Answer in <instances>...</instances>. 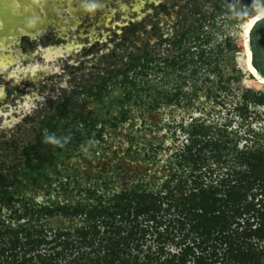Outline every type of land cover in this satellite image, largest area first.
Segmentation results:
<instances>
[{"label":"trees","instance_id":"obj_1","mask_svg":"<svg viewBox=\"0 0 264 264\" xmlns=\"http://www.w3.org/2000/svg\"><path fill=\"white\" fill-rule=\"evenodd\" d=\"M179 40L175 44L181 49L183 38ZM191 48L186 47L184 54ZM197 53L200 60L195 61L191 53L182 71L205 62L206 49ZM224 57V49L218 48L215 67L208 70L219 73L220 88L227 91L239 76L225 77L218 61ZM137 59L133 57V67L140 64ZM115 71L110 69V75ZM119 72L123 80L128 79V69ZM254 79L260 81L256 75ZM121 82L122 86L127 83ZM144 86L153 89L148 102L151 112L162 104L155 93H166L168 105L182 102V84L171 92L161 82L146 81ZM99 89L95 101L108 112L117 105L116 115L95 110L86 114L87 104L79 99L78 123L71 118L75 106L67 97L40 122L35 143L23 149L24 159L9 166L0 164V264H264V127L251 126L242 134L230 123L217 128L205 119L195 120L182 126L188 143L170 157L163 171L153 167L160 164L157 155L148 154L152 168L129 188L110 191L107 183L100 191L97 183L67 181L63 185L75 197L73 204L40 205L22 191L50 181L46 167L60 172L57 157L63 151L104 142L107 129H116L129 118L132 89L125 88L109 103L110 91ZM242 99L237 109L243 114L249 113L250 105H264V95L251 89L244 91ZM48 137L59 143H51ZM4 209L12 211L14 221L2 218ZM59 218L73 219V223L54 231L53 220Z\"/></svg>","mask_w":264,"mask_h":264},{"label":"rangeland","instance_id":"obj_2","mask_svg":"<svg viewBox=\"0 0 264 264\" xmlns=\"http://www.w3.org/2000/svg\"><path fill=\"white\" fill-rule=\"evenodd\" d=\"M149 1L161 2L160 5L170 8L177 4L176 9L173 8L176 13L169 15L161 11L155 21L154 8H151L153 6L146 5L145 10L137 14L132 12L129 16L125 15L127 18L131 17L138 27L136 31L130 33V40L123 37L127 33L125 30L115 26L116 23L124 25L122 14L114 18L116 20L112 24L114 29L106 30L103 36L100 35L102 30L99 28L91 29L88 38L82 34L79 44L85 45V48H79V53L76 54L79 56V70L76 71L65 65L68 59L70 61L69 54L64 55L59 49L55 51L48 49V53H44V47L55 44L51 33L48 37L42 35L32 43L19 40L14 48L21 56H17L16 62L11 65L9 70L11 74H8V67L3 74L0 72V91L5 84L18 85L12 91L14 96L10 97L11 91L8 90L2 102L4 105L9 103V107L0 106V136L7 138L8 141H18L20 145L27 142L33 132L32 129L39 127V119H43L47 112H54V108L50 111V106L45 105L63 93L68 94L73 87L79 91L81 104H87L86 114L95 110L97 113L113 116L120 111V108L114 104L110 112L106 109L101 110L102 108L95 101L99 88L107 87L110 91L109 98H106L108 103L113 97L121 95L125 88L132 89L133 95L127 104L129 118L118 128L107 129L104 134L105 142L109 144V156H113V153L118 154L117 149L120 147L124 149L130 134L140 135L139 138H144H138L142 143L154 142L156 145L159 142L165 143L164 146L158 147L159 153L167 163L172 155L188 143V135L182 126H188L195 120L205 119L217 128L230 123L233 130L238 129L242 134L247 133L251 126L254 129L264 127V105H250L249 113L246 114L237 109L243 102L245 90L251 89L258 95H264V80L255 74L248 62L247 45L252 26L257 19L264 16V0ZM160 5L157 7H161ZM156 25L162 37L155 36ZM196 34H200L201 38L197 39ZM180 38H183L181 49L175 44ZM161 39L162 43H160ZM147 43L150 45L144 49L143 46ZM64 44L68 43L64 42ZM136 44L141 48L136 49ZM195 44L200 46L196 47ZM188 46L192 48L184 54ZM218 48L224 49L226 53V57L218 59L225 76H239L238 81L230 82L227 91H222L220 88L219 73L210 72L217 62L215 57ZM200 49H206L205 62L190 64L186 72L182 71L181 67L187 64L191 53H194L195 61L200 60L197 53ZM145 52L150 55L143 59ZM211 53L215 55L212 57ZM60 55L62 58H59ZM132 56L140 57L137 59V63L140 64L133 67ZM109 59L116 64V71L111 75L103 70V66L109 65ZM166 59L169 63H166ZM208 60H212L213 63L210 65ZM200 66L201 69L195 74L196 68ZM30 68L35 71L32 72L33 74H38L35 83L32 82L34 78L30 81L28 76H25ZM47 69H49L48 74ZM120 69H128L127 80H123L124 75L123 72H119ZM12 74H15L13 79ZM254 75L260 81L255 80ZM104 78H107L106 84ZM121 81H126V85L122 86ZM146 81L161 82L162 87L169 92L174 91L178 84H182L184 95L180 97L182 102L168 105L165 101L169 100L166 93H155L157 101L162 104L156 111L151 112L148 102L152 99L150 93L153 89H149V85L144 86ZM216 95H219L218 98ZM44 108L45 110H42ZM80 110L81 108L77 107L75 112L79 113ZM155 121H160V124L154 125ZM142 129L144 130L141 131ZM97 143L94 145L96 148ZM87 149L84 148V151ZM6 150L2 149L5 154L0 157V163L9 166L14 163V159L10 154L11 151L6 152ZM129 171L130 169L127 172ZM42 196L45 197L44 194ZM11 212L4 209L2 218L14 221Z\"/></svg>","mask_w":264,"mask_h":264},{"label":"flooded vegetation","instance_id":"obj_3","mask_svg":"<svg viewBox=\"0 0 264 264\" xmlns=\"http://www.w3.org/2000/svg\"><path fill=\"white\" fill-rule=\"evenodd\" d=\"M160 4L161 2L157 3L156 1L155 3V1L150 2L149 0H0V8L3 9L2 15L4 16V21L9 25L15 24L17 26V31H19L11 40L7 41V39L4 38V40L0 42V72L3 74L8 67V74H11L9 71L11 70V65L16 62L17 56H21L14 48L18 45L19 40H21V42L32 43L33 40L39 39L42 35H47V37L50 36V33L53 35L52 40L55 44L53 46L44 47V53L47 54L48 49H52L53 51L59 49L60 53L64 55L69 54V56H71L70 61L68 59L65 65L72 68V71L79 70V56L76 54L79 53V48H85V45L79 44L82 34L88 38L87 35L91 32V29L99 28L102 30L100 35L103 36L106 30L114 29L112 26L113 22L116 21L114 18L117 16L120 17L119 15L122 14L124 25L116 23L115 26L125 30L127 33L124 34L123 37L130 40V33L136 31L138 27L131 17L127 18L125 15L129 16L132 12L137 14L139 11L145 10L146 5L153 6L151 8H154L155 18H153V20L155 21L162 12H166V14L169 15L176 13L175 7L177 4L172 5L171 8ZM159 5L161 7H157ZM156 30L160 32L157 25L154 28V33ZM159 35L162 37L161 34ZM64 42L68 44L63 45ZM162 42L163 40L161 39L160 43ZM60 45H63V47L59 48ZM149 45L150 43H147L143 48L146 49ZM135 46L136 49L141 48L137 44ZM15 53H18V55ZM59 58H62V55H60ZM131 58L133 59V56ZM108 62V66H103V70L106 73H109L110 69L116 68L114 61L109 59ZM26 72L25 76H28L30 81L32 78L35 79L38 75L36 73H34V75L32 72L35 71H32L31 68ZM46 72L48 74L49 69H47ZM14 73L16 74V72ZM15 74H12V79ZM34 79H32V82L35 83L36 79ZM16 86L18 85L10 83L2 87L0 91V104H3L2 102H4L8 90L11 91L10 97L14 96L12 91ZM67 97H71V104L75 106L73 113H71V118H76L79 123V113L75 112V109L79 107V91L77 88L75 89V87H73L68 94L63 93L60 97L53 100L51 99L45 106H50V111L54 108V112H47L44 118L55 113V108L58 103L65 100ZM0 106L9 107V103ZM42 110H45V108ZM43 119H39V127L32 129L33 132L29 136V140L24 144L20 145L18 141H8L6 140L7 138H2V136H0V157L5 154L2 152V149H7L11 151L10 154L13 155L14 163L24 159L25 156H22L23 149L26 145L35 143L39 129L41 128L40 122ZM47 130L48 129H45L44 132L47 133ZM143 130L144 129L141 131ZM139 136L140 135L132 136L130 134L127 137V145L124 149L122 150L120 147L117 149L119 153H113V156L108 155L109 144L105 142V139L104 142H95H98L97 148L96 146L94 147L95 143H93L90 147L89 145L88 147L81 146L80 149L70 148L68 151H63V153L57 157V165L60 167V172H54L53 168L46 167V172L49 174L51 180L47 182L44 181L39 185H29L22 191L26 192L34 203L54 207V204L65 206L66 204L74 203L76 200L75 197L73 196L71 198V195L68 194L63 185L67 181H73V179L74 181H81L82 183L85 181L89 184L97 183V187L100 188V191L105 190V184L107 183L110 185V191H116L118 188L121 189L122 187L129 188V185L142 179L149 167L152 168V164H149L147 160L148 154H156L157 159L160 160V164L157 163L156 166H153L157 172L163 171L167 161L162 154L159 153L158 146L162 145V142H159L157 145L154 144V142L142 143L139 139L143 137L139 138ZM84 148L88 149L84 151ZM34 156L33 153V157ZM97 162L100 164L98 165ZM129 169L130 171L128 173L127 171ZM123 179H125V181ZM72 185L74 186L75 182H72ZM43 194L45 197L42 196ZM19 205L20 204H18V206ZM71 223H73V219H54L52 228H54V231H56L59 226L65 229L69 227Z\"/></svg>","mask_w":264,"mask_h":264},{"label":"water","instance_id":"obj_4","mask_svg":"<svg viewBox=\"0 0 264 264\" xmlns=\"http://www.w3.org/2000/svg\"><path fill=\"white\" fill-rule=\"evenodd\" d=\"M3 9L0 8V42L11 40L19 32L17 26L4 21ZM14 30V31H13ZM16 30V31H15ZM243 30V29H242ZM249 64L255 74L264 79V16L257 19L249 33L248 41Z\"/></svg>","mask_w":264,"mask_h":264},{"label":"clouds","instance_id":"obj_5","mask_svg":"<svg viewBox=\"0 0 264 264\" xmlns=\"http://www.w3.org/2000/svg\"><path fill=\"white\" fill-rule=\"evenodd\" d=\"M48 140H49L51 143H53V144H58V143H59V141L56 140L54 137H48Z\"/></svg>","mask_w":264,"mask_h":264},{"label":"crops","instance_id":"obj_6","mask_svg":"<svg viewBox=\"0 0 264 264\" xmlns=\"http://www.w3.org/2000/svg\"><path fill=\"white\" fill-rule=\"evenodd\" d=\"M157 30H158V29H157ZM157 30H156V32L154 33V34H155V36L159 35V33H160V32H159V31H157ZM132 43H134V42H132Z\"/></svg>","mask_w":264,"mask_h":264},{"label":"bare ground","instance_id":"obj_7","mask_svg":"<svg viewBox=\"0 0 264 264\" xmlns=\"http://www.w3.org/2000/svg\"><path fill=\"white\" fill-rule=\"evenodd\" d=\"M7 41H8V39H7ZM248 62H249V55H248Z\"/></svg>","mask_w":264,"mask_h":264}]
</instances>
